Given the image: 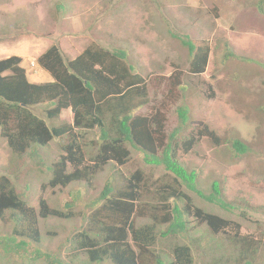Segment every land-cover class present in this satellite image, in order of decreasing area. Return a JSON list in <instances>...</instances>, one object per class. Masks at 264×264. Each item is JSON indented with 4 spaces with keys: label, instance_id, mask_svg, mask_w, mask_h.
<instances>
[{
    "label": "trees",
    "instance_id": "16d2710c",
    "mask_svg": "<svg viewBox=\"0 0 264 264\" xmlns=\"http://www.w3.org/2000/svg\"><path fill=\"white\" fill-rule=\"evenodd\" d=\"M180 41L191 57L189 74L204 73L211 50L208 42L194 41L189 36ZM230 55L226 54L225 62ZM22 62L19 56L0 60V136L19 158L20 183L24 179L22 174L40 171L49 177L42 185L45 191L77 182L92 187L99 169L109 162L126 166L133 153L142 154L146 166L166 171L174 183H166L154 192L158 204L154 210L161 215L152 214L149 223L137 226L135 212L148 210L145 203H136L141 201V192L145 190L142 170L129 177L118 171L126 182L124 190L114 194L113 175L88 205L94 210L92 216L84 219L87 226L72 228L64 244L51 253L39 247L29 252L30 243L43 241L38 219L71 221L79 203L74 199L82 198L81 191L67 199L62 209L53 207L45 196H40L35 208L27 194L29 182L23 190L9 177L1 176L0 220L9 213L13 231L0 236L3 250L0 254L10 257L30 254L35 259L30 260H43L45 264H83V255L89 264H146L145 258L154 264H196L195 250L204 258L200 241L188 237L189 218L196 219L197 225H206L214 235L225 232L229 224L214 210L195 206L190 194L226 212L233 210L234 205L224 199L218 180L209 191L201 189L198 170L183 165L179 153L188 154L204 139L216 147L228 146L229 155L237 160L252 149L240 137L224 139L206 123L192 119L186 103L190 86L181 80L182 71L169 77L146 79L135 70L123 49L88 47L75 59H69L58 45H52L37 58V64L51 76L52 82L32 83ZM151 92L156 102L149 112H142L151 103ZM40 105H48L45 118L34 110ZM68 110L72 121H62V112ZM261 110L264 112V101ZM94 134L96 140L88 142V137ZM53 142L58 143L56 161L42 154ZM26 162L29 166H25ZM182 201L187 202L184 209ZM146 204L152 206L151 202ZM47 232L57 236L54 231ZM160 241L169 243L170 252H155ZM228 241L238 253L233 264H258L260 239L237 233ZM64 247L69 248L67 259L61 257ZM215 264H224L223 258L215 259Z\"/></svg>",
    "mask_w": 264,
    "mask_h": 264
},
{
    "label": "rangeland",
    "instance_id": "374dc122",
    "mask_svg": "<svg viewBox=\"0 0 264 264\" xmlns=\"http://www.w3.org/2000/svg\"><path fill=\"white\" fill-rule=\"evenodd\" d=\"M263 0H0V60L19 56L22 66L34 75L43 73L37 58L50 46L58 45L65 57L75 59L88 47L123 49L129 62L144 77L174 75L181 72V80L190 86L187 104L192 119L210 126L220 137H240L251 147V152L241 159L229 155L228 146L216 147L204 139L188 154L179 153V159L190 170L199 172L200 188L209 191L215 180L220 181L224 199L234 205L231 211L207 205L190 194L195 206H203L228 220L225 232L214 235L206 225L190 221V235L200 241L205 256L195 250L196 264H215L223 258L224 264H233L238 253L228 238L247 236L262 242L258 249V264H264V4ZM262 5L259 11V5ZM208 42L211 47L209 61L201 75L189 74L191 57L181 39ZM227 53L231 57L225 62ZM242 59H250L242 61ZM40 81L41 77L39 78ZM156 89L159 86H155ZM151 103L143 107L149 112L155 104L154 92L149 93ZM48 105L36 107L35 112L46 116ZM71 111L62 112V121H72ZM195 122L193 123L195 125ZM177 123V122H176ZM193 128V126L191 127ZM1 135V134H0ZM96 140V134L88 142ZM91 143V142H90ZM58 143L53 142L43 150V156L57 160ZM17 157L11 152L6 140L0 136V177L7 176L26 189L33 207L38 208L40 196L59 209L71 196L79 203L75 206L76 217L71 221L38 219L42 243L32 242L29 252L37 247L55 253L64 244L68 231L84 228L92 216L88 205L103 190L106 182L114 177V194L123 191L126 182L120 173L129 177L136 170L143 173L141 201L148 210L135 212L137 226L151 221L157 202L153 195L166 183L171 182L163 169L146 166L142 154L133 153L126 166L115 162L99 169L94 186L77 182L64 188L45 189L42 185L49 177L42 172L22 174L17 180ZM22 160V159H21ZM31 162L30 160L28 161ZM47 164L48 161H45ZM25 166H29L26 162ZM120 173H119V172ZM148 190V193L145 192ZM152 203L147 206L146 203ZM184 209L187 202H180ZM13 223L9 213L0 220V236L10 235ZM47 231H54L51 236ZM168 242H159L155 252H170ZM3 250H0V253ZM69 248H63L61 257L67 259ZM30 254L17 257L0 254V264H45L43 260L32 261ZM33 259V258H31ZM35 260V259H33ZM83 264H89L85 255ZM146 264L153 260L144 259ZM74 264H78L75 262ZM106 264H112L107 262Z\"/></svg>",
    "mask_w": 264,
    "mask_h": 264
},
{
    "label": "crops",
    "instance_id": "0c3cea01",
    "mask_svg": "<svg viewBox=\"0 0 264 264\" xmlns=\"http://www.w3.org/2000/svg\"><path fill=\"white\" fill-rule=\"evenodd\" d=\"M41 71L43 73H41L39 75H34L33 72L31 71V69H26L27 77H28L29 81L32 82V83H47V82H52L51 76L48 73H46L45 71H43L42 69H41ZM40 77H41V79H43L42 81L39 80Z\"/></svg>",
    "mask_w": 264,
    "mask_h": 264
}]
</instances>
